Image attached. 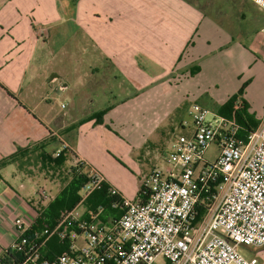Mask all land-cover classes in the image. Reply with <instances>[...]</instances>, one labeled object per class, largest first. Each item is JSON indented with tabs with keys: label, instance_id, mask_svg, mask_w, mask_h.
<instances>
[{
	"label": "crops",
	"instance_id": "crops-1",
	"mask_svg": "<svg viewBox=\"0 0 264 264\" xmlns=\"http://www.w3.org/2000/svg\"><path fill=\"white\" fill-rule=\"evenodd\" d=\"M236 1H212L206 11L184 0H0V161L18 149L42 144L54 155L64 144V156L71 160L65 168L81 159L90 169L103 171L112 151L140 169L142 178L134 196L109 174H103L106 183L138 201L140 183L152 169L165 168L170 141L181 130L185 133L179 123L193 104L189 98L216 113L243 83V39L251 41L256 36L252 30L264 35V12L251 0ZM231 9H238V18ZM73 29L80 38L77 46H62L60 56L83 61L94 55L97 64L77 74L85 92L72 109L62 105L64 111L58 113L50 93L64 96L71 80L56 71L57 54L51 46L53 39L71 36ZM261 50L264 55V44ZM196 68L199 72L191 75ZM53 74L67 84L61 95L56 93L59 80L48 82ZM103 78L118 87L107 90L99 82ZM107 98L114 102L103 105L101 124L93 117L96 111L79 115L78 104L83 112L86 105ZM252 107L248 112L262 121L264 105ZM145 163L147 170L140 167ZM10 166L13 170L4 176ZM32 178L12 164L0 169V255L17 238L14 220H31L36 214V205L26 198ZM79 212L84 214L85 208ZM255 254L264 257V252Z\"/></svg>",
	"mask_w": 264,
	"mask_h": 264
},
{
	"label": "built area",
	"instance_id": "built-area-1",
	"mask_svg": "<svg viewBox=\"0 0 264 264\" xmlns=\"http://www.w3.org/2000/svg\"><path fill=\"white\" fill-rule=\"evenodd\" d=\"M251 1L264 12V0ZM187 117L165 168L152 169L143 180V202L110 187L123 213L108 226L89 224L76 208L64 219L77 228L70 250L51 261L40 259L41 245L30 248L27 232L37 213L31 220L18 217L17 238L0 263L12 250L22 259L6 264H157L161 257L169 264H264L260 254L247 258L239 252L240 247L264 252V119L242 139L236 122L197 103ZM211 146L217 148L213 161L206 158ZM71 170L89 175L81 206L106 180L81 159ZM38 195L42 202L51 200L46 190Z\"/></svg>",
	"mask_w": 264,
	"mask_h": 264
},
{
	"label": "trees",
	"instance_id": "trees-1",
	"mask_svg": "<svg viewBox=\"0 0 264 264\" xmlns=\"http://www.w3.org/2000/svg\"><path fill=\"white\" fill-rule=\"evenodd\" d=\"M184 1L192 6L199 7L196 1L200 0ZM198 72L199 69L196 68L191 71V75H196ZM243 91L244 89L232 96L224 105L216 107L217 114L233 120L241 127L238 138L242 139L256 130L261 123L260 120L248 112L249 104L242 99ZM104 113L105 111L93 116L94 119H97L96 124L102 123ZM176 117H178V114H176ZM179 124L182 126L181 122ZM64 152H62L60 157L55 158L54 155L46 151L43 144L32 148L18 149L14 155L0 161V169L12 164L20 172L29 177L41 175V172H44L45 175L51 172L53 176L65 171ZM36 168H38V173L35 171ZM64 176L65 178L63 179L59 194L46 206L40 204L37 207V216L27 232L30 248L31 246L39 247L41 245L39 248L40 259L44 261L54 260L60 255L69 252L72 242L70 234L73 230H77V228L76 223L64 222V219L69 213L79 207L82 200V189L89 180L88 172L78 174L74 170H71L64 173ZM44 178L48 179L47 176H44ZM109 188L108 184L104 183L85 199L83 202L85 212L82 214V220L96 226H108L121 217L123 211L119 205L115 206L119 198L112 196ZM145 191L144 186L141 185L138 201L143 202L146 199ZM63 232L66 234L65 237L61 236ZM21 259V254L10 250L0 264H6L9 260L17 263ZM165 264L169 263L166 262Z\"/></svg>",
	"mask_w": 264,
	"mask_h": 264
},
{
	"label": "rangeland",
	"instance_id": "rangeland-1",
	"mask_svg": "<svg viewBox=\"0 0 264 264\" xmlns=\"http://www.w3.org/2000/svg\"><path fill=\"white\" fill-rule=\"evenodd\" d=\"M212 1L216 2L217 4L226 3L228 5H231V4L236 5L238 3L236 0H200L198 2L196 1V3L199 4L200 8L206 11H209L211 9L209 5H210V2ZM230 11L233 17L238 18V14H239L238 9L237 10L231 9ZM213 15L215 17L216 12H214ZM63 30L69 31L67 28H63ZM73 31L74 32L71 36L68 35L67 37H63V38L56 37L55 39H53L52 46H51V50L53 52H56L57 54V58L55 60L56 71H60V73L63 74L65 78L71 80V83L69 82L70 83L69 88L66 89L65 91L66 93L64 94V96L55 98L53 96V93H50L52 103H54V106L58 113H63L64 110L61 108L62 105L64 107L68 106V109L66 110L72 109L73 108L72 103L76 100V98H78V96H80L81 94H84L85 92L84 87H81V84H77V81H78L77 74L84 75L88 71L87 66L91 67L92 65L96 66L97 64V61L94 55L90 56L89 58L84 59L83 61L81 59L76 60L74 55H70L64 58L60 56L61 54L58 52L60 51V48H62V46H65L67 48H73V49L77 46L76 41L79 40L80 38L79 37L76 38L75 29H73ZM252 32L254 35L256 34V36H253L251 41L250 39L248 40L243 39L244 41L242 43V46L244 47V53H245L243 55L242 63H243V66H245L244 67L245 71H243L244 73V76L242 79L243 83L238 89V92L244 89L243 97L249 102L251 106L254 107L255 105L260 104L261 107H263L264 105V55L262 53L261 48H262V44H264V35L261 34L259 30H256V31L252 30ZM250 34H251V31H250ZM246 51H247V54H246ZM70 59L72 61H70ZM68 64L69 65L73 64L74 69L70 70V66L68 67ZM104 80L105 81L107 80V82L109 81L108 78L107 79L103 78L99 82L105 83ZM96 81L97 80L94 78V80L91 82L93 83L94 88L96 86L95 84ZM102 85H106L105 87L107 90L111 87L114 88L117 86L116 84L112 85V83L110 85H108L107 83L102 84ZM123 88H126V87L122 85L121 89ZM216 93H217V89H216ZM66 98H69V100L66 101ZM53 99H56V100H53ZM110 100L112 99L107 98L106 100L95 102L94 105H90V104L86 105L87 108L83 112L81 111L82 107H80V104H78L79 103V100H78L77 102L78 113L82 117L83 116L88 117V115H90L93 111L94 112L96 111L95 115L100 112H104L106 111V108L103 105L107 104ZM189 100L192 103H196V101L193 99L189 98ZM112 102L114 101H110V103ZM43 105H44V102H43ZM211 112H214V111H211ZM186 120H189V118L186 117ZM181 133H183L182 130L180 134ZM99 142H101V138L99 139ZM171 143L172 141H170L169 146L165 151L167 152L166 155L169 153L171 149V145H172ZM166 155H164V157ZM216 155H217V148L215 146H211L207 151L206 158L208 160L213 161ZM70 162H71L70 157L65 156V163L69 164ZM147 166L148 164L146 163L140 165L141 168L144 167V170H147ZM12 170L13 168L10 166L7 169H4L2 174L4 176H8L9 175L8 173H10V171ZM96 170L99 171V169H96ZM104 170H106L107 172ZM35 171L38 173L39 172L38 168H36ZM68 171H71V166L69 167L67 166L65 168V171H62L60 174H54L52 176L51 172L48 175H45L44 172H41L42 173L41 175H37L33 177L32 179H29L30 181V187L28 189L29 194L26 196V198L32 201L34 205H36V207H39L40 204H42L43 206H46L53 198H55L59 194V191L62 187L63 179L65 178L64 173H67ZM99 172L102 175L105 174L106 176H108L109 174L110 176H113L115 180H117V184L119 185V187L123 188L125 193L126 192L129 193V196H134L136 194L137 187L139 185L138 178L141 177L140 169L131 167L130 165L126 164L120 157H118L112 151H108L107 165L105 169ZM44 176H47L48 179L46 180ZM141 184L142 183H140V185ZM40 188L47 191V193L51 197V200L42 202V200L39 198V195L37 194V191ZM83 195L84 193L81 192V197H83ZM82 210H83V207H80L79 211H82ZM256 251L257 249H247L245 247L239 248V252L247 258L254 255ZM165 263L166 262L162 257L159 258L157 261V264H165Z\"/></svg>",
	"mask_w": 264,
	"mask_h": 264
},
{
	"label": "water",
	"instance_id": "water-1",
	"mask_svg": "<svg viewBox=\"0 0 264 264\" xmlns=\"http://www.w3.org/2000/svg\"><path fill=\"white\" fill-rule=\"evenodd\" d=\"M56 80H59V86L56 89V93L58 95H61V92L67 87V84L62 83L60 76L57 74H53L50 76V79L48 80V82H55Z\"/></svg>",
	"mask_w": 264,
	"mask_h": 264
}]
</instances>
